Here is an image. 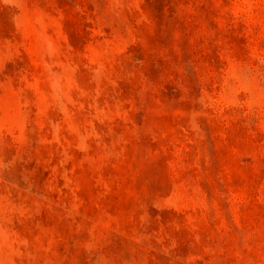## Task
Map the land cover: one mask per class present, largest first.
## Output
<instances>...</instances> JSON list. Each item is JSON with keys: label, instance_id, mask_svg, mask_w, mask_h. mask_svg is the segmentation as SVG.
<instances>
[{"label": "rangeland", "instance_id": "rangeland-1", "mask_svg": "<svg viewBox=\"0 0 264 264\" xmlns=\"http://www.w3.org/2000/svg\"><path fill=\"white\" fill-rule=\"evenodd\" d=\"M0 264H264V0H0Z\"/></svg>", "mask_w": 264, "mask_h": 264}]
</instances>
